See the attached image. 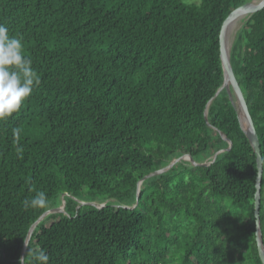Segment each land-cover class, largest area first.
Instances as JSON below:
<instances>
[{
    "label": "trees",
    "instance_id": "obj_1",
    "mask_svg": "<svg viewBox=\"0 0 264 264\" xmlns=\"http://www.w3.org/2000/svg\"><path fill=\"white\" fill-rule=\"evenodd\" d=\"M248 1L0 0L41 76L0 122V264H19L30 227L62 200L28 240L46 264H263L256 155L227 91L214 97L222 24ZM230 63L264 164V7L237 30ZM184 155L200 164L141 180ZM33 190L47 208H24ZM259 224L264 245L261 199Z\"/></svg>",
    "mask_w": 264,
    "mask_h": 264
},
{
    "label": "clouds",
    "instance_id": "obj_2",
    "mask_svg": "<svg viewBox=\"0 0 264 264\" xmlns=\"http://www.w3.org/2000/svg\"><path fill=\"white\" fill-rule=\"evenodd\" d=\"M40 84L41 76L33 67L32 59L24 54V38L11 33L6 25L0 23V122L6 121L18 112ZM20 133L21 129H12L15 150L22 156L23 147L19 144ZM33 191L31 197L22 201L24 208H47L49 201L46 192ZM24 244L29 250L27 256L33 255L34 264H46L48 260L46 253L33 250L26 239ZM26 257H21L19 264H25Z\"/></svg>",
    "mask_w": 264,
    "mask_h": 264
},
{
    "label": "water",
    "instance_id": "obj_3",
    "mask_svg": "<svg viewBox=\"0 0 264 264\" xmlns=\"http://www.w3.org/2000/svg\"><path fill=\"white\" fill-rule=\"evenodd\" d=\"M264 7V0H258L257 2H245L236 9H234L224 20L221 30H220V39H219V48H220V59H221V64L224 72V80L221 86L218 88L216 91L214 97L222 90L225 89L229 95V98L234 105V107L238 111L239 119L241 122L242 129L245 131L247 134L248 140L252 146V149L256 155V163H257V176H256V182H255V194H254V215H255V222H256V241H257V247H258V252L260 259L262 263L264 264V245L262 242V235L260 231V224H259V207H260V199H261V182H262V172H263V161H262V156L260 153V148H259V140L258 136L255 130V126L252 120V117L249 113L245 98L243 96V93L241 91V88L235 78V75L233 73L231 63H230V48L227 47L226 39H227V32H228V27L233 21H236L240 18H247L250 16L252 13L255 11L259 10L260 8ZM231 47V46H230ZM244 122V125H243ZM230 142L229 146L230 147ZM218 153V152H217ZM215 153V154H217ZM189 157V156H188ZM215 157V155L213 156ZM183 157L174 159L173 161L170 162L169 165H167L164 168H161L157 171H153L147 175H145L141 180L150 177L152 175L159 174L163 172L165 169H167L169 166H171L174 162L179 161ZM189 161L193 164H200L196 163L189 157ZM140 182L138 183V185ZM139 190V186H138ZM95 204V203H93ZM64 206V200H62L61 205L57 208H53L51 210L45 211L35 222L34 224L30 227L28 231V235L26 240L28 241L30 238V235L34 229V227L37 225V223L47 214L53 213V212H60L63 210ZM25 244L23 247V250L21 252V257H24L25 254Z\"/></svg>",
    "mask_w": 264,
    "mask_h": 264
},
{
    "label": "rangeland",
    "instance_id": "obj_4",
    "mask_svg": "<svg viewBox=\"0 0 264 264\" xmlns=\"http://www.w3.org/2000/svg\"><path fill=\"white\" fill-rule=\"evenodd\" d=\"M251 2H257L258 0H250ZM240 19H242L241 20V23H240V25H238L234 30H232L231 32H230V35H229V38H228V40H227V45H228V47L230 48V46L232 45V42H233V39H234V36H235V34H236V32H237V30L243 25V21L246 19V17L245 18H240ZM183 157V160H185V161H189V157L187 156V155H184V156H182ZM181 160V159H180ZM179 160V161H180ZM190 162V161H189ZM191 163V162H190ZM192 164V167L195 165V164H193V163H191ZM170 167V166H169ZM168 167V168H169ZM167 168V169H168ZM166 170V169H165ZM140 185V184H139ZM82 199L83 200H85L84 202L85 203H96V204H98V206H101L102 204H100V202H97V201H99L100 199L99 198H97L96 200H94V201H88L87 200V198H86V196H83L82 197ZM75 200H77V201H79V199H75ZM80 202V201H79ZM261 204L264 206V164H263V172H262V191H261ZM53 209V208H52ZM49 210H51V209H49ZM48 211V210H47ZM62 212V211H61ZM50 214V213H49ZM48 215V214H47Z\"/></svg>",
    "mask_w": 264,
    "mask_h": 264
},
{
    "label": "bare ground",
    "instance_id": "obj_5",
    "mask_svg": "<svg viewBox=\"0 0 264 264\" xmlns=\"http://www.w3.org/2000/svg\"><path fill=\"white\" fill-rule=\"evenodd\" d=\"M241 20H242V19H238V20H236V21H233V22L230 24V26L228 27L226 43H228L227 40H228V38H229L230 32H231L232 30H234L238 25H240ZM227 47H228V45H227ZM243 125H244V122H243ZM182 159H183V158H182ZM58 207H59V206H58ZM55 208H57V207H55ZM63 208H64V206H63ZM62 211H63V210H62ZM45 216H46V215H45ZM45 216H44V217H45Z\"/></svg>",
    "mask_w": 264,
    "mask_h": 264
}]
</instances>
